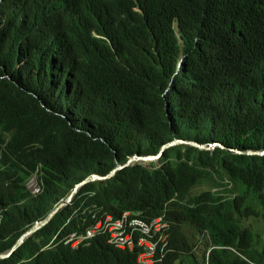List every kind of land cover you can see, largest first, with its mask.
<instances>
[{"label": "trees", "instance_id": "1", "mask_svg": "<svg viewBox=\"0 0 264 264\" xmlns=\"http://www.w3.org/2000/svg\"><path fill=\"white\" fill-rule=\"evenodd\" d=\"M174 139L224 148L173 145L87 183L0 264H136L105 237L64 244L90 196L164 216L161 264H264L246 222L264 224V155L228 150H264V0H0V253L88 176Z\"/></svg>", "mask_w": 264, "mask_h": 264}, {"label": "built area", "instance_id": "2", "mask_svg": "<svg viewBox=\"0 0 264 264\" xmlns=\"http://www.w3.org/2000/svg\"><path fill=\"white\" fill-rule=\"evenodd\" d=\"M33 194L41 192V185L35 174L27 183ZM95 211V212H94ZM102 208L93 205L89 212L93 225L85 233H72L66 240V245L72 248L97 236L105 237L114 247L130 252L139 250L137 264L163 263L169 248L170 224L164 216L152 220L143 219L141 212H124L120 217L101 214Z\"/></svg>", "mask_w": 264, "mask_h": 264}, {"label": "water", "instance_id": "3", "mask_svg": "<svg viewBox=\"0 0 264 264\" xmlns=\"http://www.w3.org/2000/svg\"><path fill=\"white\" fill-rule=\"evenodd\" d=\"M178 144L190 145V146L196 147V148L201 149V150H208V149L212 148L211 144H198V143L193 142V141H185V140L175 139V140H172L171 142L163 145L161 147L159 153L156 155L142 156L140 154H135V155L129 156L128 161L125 164H117V166L110 173H108L105 176H100V175H96V174L88 176L85 180H83L81 183H79L75 187V189L70 193V195L65 200H63L59 205L54 207L53 210L46 216V218H44L43 220H40V221H36L33 226H31L24 234H22L18 238V240L16 241L14 246L8 252L0 253V259L9 257L14 252V250H16L18 247H20L23 244V242L27 238L32 236L39 229H41L43 226H45L47 223H49V221L58 213V211L61 208L65 207L71 203L73 197L76 195V193L79 191V189L81 187H83L84 185H86L87 183L110 179L113 176H115V174L119 170H122L123 168L128 167V166H133L137 163L138 164H144L146 162L150 163V162H154L156 160H159L163 156L164 151L168 147H171L173 145H178ZM228 150L231 152H235V153H239V154H245V155H264V150H261V151H251V150L238 151V150H232V149H228Z\"/></svg>", "mask_w": 264, "mask_h": 264}, {"label": "rangeland", "instance_id": "4", "mask_svg": "<svg viewBox=\"0 0 264 264\" xmlns=\"http://www.w3.org/2000/svg\"><path fill=\"white\" fill-rule=\"evenodd\" d=\"M201 150V149H200ZM209 150V149H208ZM150 163H152V162H150ZM149 162H146V163H144L143 165H146V166H148L149 164H150ZM154 164L157 166V167H159V166H161V162H160V160H156V161H154ZM149 167V166H148ZM223 183H225V184H228V180L227 179H224V181H222ZM210 186L209 185H207V184H203L202 186H198V187H195L193 190H192V193H199V192H201V191H203V190H205V189H207V188H209ZM231 187V185H227V187L226 188H230ZM223 190V187H215V188H212V191H214V192H221ZM71 193V192H70ZM223 194H226V195H228V193H224V192H222ZM92 197L90 196L89 197V199H87V201L89 202L88 204H87V206L88 205H90V203L92 202ZM77 204H79V206H77V207H81L82 206V204H83V202H82V199H79V201H77ZM253 218V217H252ZM252 218L250 219V220H248V221H246L247 222V225L250 227V229L255 233V234H258V238L260 239H264V224H263V221L261 220V219H256V220H252Z\"/></svg>", "mask_w": 264, "mask_h": 264}, {"label": "clouds", "instance_id": "5", "mask_svg": "<svg viewBox=\"0 0 264 264\" xmlns=\"http://www.w3.org/2000/svg\"><path fill=\"white\" fill-rule=\"evenodd\" d=\"M1 1H2V0H1ZM174 140H175V139H174ZM211 145H212V148L215 147V146H218V147L224 148L222 145H220V144L217 143V142L214 143V144H211ZM212 148H210V149H212ZM232 150H234V149H232ZM251 151H252V150H251ZM234 153H235V152H234ZM157 154H158V153H157ZM155 155H156V154H155ZM145 156H147V155H145ZM152 163H154V162H152ZM117 164H121V163H117ZM122 164H125V163H122ZM137 164H138V163H137ZM116 166H117V165H116ZM133 166H134V165H133ZM109 173H110V172H109ZM35 174H37V177H38V171H37ZM35 174H34V175H35ZM34 175H33V176H34ZM96 175H97V174H96ZM33 176H31V177L29 178V180H30ZM100 176H101V175H100ZM29 180H28V181H29ZM28 181L26 182V185H27ZM38 181H39V179H38ZM27 188H28V187H27ZM28 189H29V188H28ZM74 189H75V188H74ZM74 189H73V190H74ZM41 190H42V188H41ZM73 190H72V191H73ZM72 191H71V192H72ZM32 194H33V193H32ZM33 195H35V194H33ZM36 195H38V194H36ZM69 195H70V194H69ZM69 195H68V196H69ZM68 196H67V197H68ZM67 197H66V198H67ZM74 197H75V196H74ZM74 197H73V198H74ZM66 198L62 199V200H61L59 203H57L54 207H56L57 205H59V204H60L63 200H65ZM72 201H73V199H72ZM72 201H71V203H72ZM71 203H70V204H71ZM70 204H69V205H70ZM86 204H87V203H86ZM86 204H85L84 207L80 210V212L82 213V215L85 214L86 211L89 212V209H90L93 205H96L98 208H101V207H99V206H98L97 204H95V203L90 204V205H88V206H87ZM67 206H68V205H67ZM65 207H66V206H65ZM63 208H64V207H63ZM63 208H61L58 212H60ZM52 210H53V209H52ZM52 210H51V211H52ZM51 211H50V212H51ZM126 211H129V210H125V211H123L122 214H123L124 212H126ZM94 212H95V211H94ZM130 212H132V211H130ZM89 213H90V212H89ZM91 214H92V213H90V215H91ZM101 214H103V215H110V216H113L114 218H118V217H120V216L122 215V214H121V215L116 216V215H114V214H112V213H102V212H101ZM76 215H77V213H76ZM45 218H46V217H45ZM142 218H143V217H142ZM155 218H157V217H155ZM143 219H144V218H143ZM153 219H154V218H153ZM42 220H43V219H42ZM70 220H71V217L66 221L65 225H68V224L70 223ZM146 220H147V219H146ZM151 220H152V219H151ZM165 220H166V219H165ZM39 221H40V220H39ZM34 224H35V223H34ZM34 224H33V225H34ZM93 224H94L93 221L90 220V222H89V224L87 225V227H86L85 230H83V231H81V230H80V231H78V230H74V231L70 232V233L67 235V237L65 238L64 244L66 245L65 242H66V240L68 239V237L70 236V234H72V233H77V234L85 233L86 230H87L89 227H91ZM169 224H170V223H169ZM33 225H32V226H33ZM29 228H30V227H29ZM29 228H28V229H29ZM24 233H25V232H24ZM24 233H23V234H24ZM168 234H169L168 243L170 244V230H169ZM97 237H101V236H97ZM97 237H95V238H97ZM95 238H94V239H95ZM90 241H91V239H90V240H87V241L84 242V243H88V242H90ZM105 241H106V238H105ZM106 242H107V241H106ZM107 243H108V242H107ZM81 244H82V243H81ZM81 244H80V245H81ZM108 244H109V243H108ZM80 245H79V246H80ZM109 245H111V244H109ZM79 246H78V247H79ZM112 246H113V245H112ZM78 247L73 248V249H77ZM169 248H170V251H171V247H170V246H169ZM121 250H122V249H121ZM137 250H138V249H137ZM124 251H128V250H124ZM135 251H136V250H135ZM135 251H132L131 253H133V252H135ZM138 251H139V250H138ZM170 251H169V252H170ZM7 252H8V251H7ZM128 252H130V251H128ZM3 253H4V252H3ZM139 253H140V251H139ZM167 253H168V252H167ZM138 255H139V254H138ZM166 256H167V255H166ZM137 258H138V256H137ZM3 259H4V258H3ZM136 264H137V263H136Z\"/></svg>", "mask_w": 264, "mask_h": 264}, {"label": "bare ground", "instance_id": "6", "mask_svg": "<svg viewBox=\"0 0 264 264\" xmlns=\"http://www.w3.org/2000/svg\"><path fill=\"white\" fill-rule=\"evenodd\" d=\"M94 239V238H93ZM92 240V239H91Z\"/></svg>", "mask_w": 264, "mask_h": 264}]
</instances>
